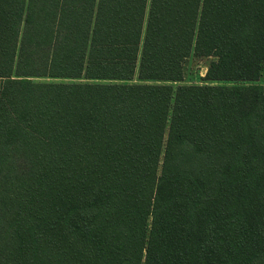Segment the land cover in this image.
<instances>
[{
  "label": "trees",
  "instance_id": "1",
  "mask_svg": "<svg viewBox=\"0 0 264 264\" xmlns=\"http://www.w3.org/2000/svg\"><path fill=\"white\" fill-rule=\"evenodd\" d=\"M263 76L264 0H0V264H264Z\"/></svg>",
  "mask_w": 264,
  "mask_h": 264
},
{
  "label": "rangeland",
  "instance_id": "2",
  "mask_svg": "<svg viewBox=\"0 0 264 264\" xmlns=\"http://www.w3.org/2000/svg\"><path fill=\"white\" fill-rule=\"evenodd\" d=\"M212 59L210 58H196L190 56L184 64V80L179 83H171L175 90L179 85H204L207 84L206 74L209 64ZM83 82V81H82ZM209 84V83H208ZM215 84V83H214ZM258 85L264 88V76Z\"/></svg>",
  "mask_w": 264,
  "mask_h": 264
}]
</instances>
